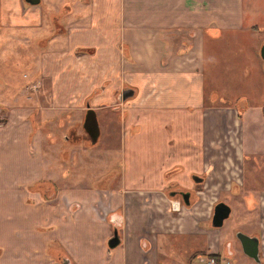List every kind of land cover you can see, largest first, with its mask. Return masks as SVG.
I'll return each mask as SVG.
<instances>
[{
	"label": "crops",
	"instance_id": "obj_1",
	"mask_svg": "<svg viewBox=\"0 0 264 264\" xmlns=\"http://www.w3.org/2000/svg\"><path fill=\"white\" fill-rule=\"evenodd\" d=\"M242 6V0H40L38 4L0 0L1 23H20L22 17L23 25L35 26L51 19L59 34L70 35L60 39L55 59L63 62V72L68 56L72 68L60 75V81L64 83L65 74L72 76L78 90L86 89L81 98L104 83L105 89L95 96L105 95L112 103H117L115 91L121 95L129 86L134 92L126 101L129 96H120L124 102L112 109L118 112L123 165L107 184L87 182L106 175L103 169L84 174L55 168L44 172L47 165L60 161L58 153L52 157L44 148L51 133L38 132L33 156L32 145L27 144L29 123L22 128L18 122L9 124L8 135L13 132V137L0 133V148L13 149L5 152L13 158L0 159V206L6 207L5 212L0 210V226L8 225L0 229V264H158L162 235L203 231L198 223L206 216L202 204L207 190L217 195L239 176L238 164L229 173L217 163H229L225 150L232 151L231 146L240 155L245 133L234 104L205 101L202 38L204 34L215 38L219 30L230 31L232 39L244 33L254 38L252 47L258 49L260 31ZM61 11L66 13L62 25ZM86 35L89 41L84 40ZM258 66L263 73L262 63ZM238 98L247 108V97ZM93 107L97 114L102 106L96 102ZM255 112L260 113V106ZM54 144L58 151L59 143ZM77 148H68V153L80 161L81 150L86 149L76 153ZM88 152L96 159L98 153ZM16 153L25 160L21 171L13 167ZM111 160L99 156L97 162L106 168ZM172 167L179 170L165 176ZM192 173H205V182L194 185ZM40 178L55 183L53 198L27 189ZM176 185L196 188L191 207L171 210L167 191ZM114 227L120 242L108 247Z\"/></svg>",
	"mask_w": 264,
	"mask_h": 264
},
{
	"label": "rangeland",
	"instance_id": "obj_2",
	"mask_svg": "<svg viewBox=\"0 0 264 264\" xmlns=\"http://www.w3.org/2000/svg\"><path fill=\"white\" fill-rule=\"evenodd\" d=\"M242 3V10L244 13H248L249 22H253L256 25L257 29L260 31V38L263 39L264 0H242ZM43 8L46 9L47 6H43ZM85 8L86 5L84 4L80 11L83 13ZM43 14L46 15V13ZM64 14L66 13L60 12L59 22L61 25L63 24ZM27 15L28 14L25 16ZM71 15H76V13L72 11ZM18 19L19 21L21 20L20 23L12 25L0 22V133L4 131L3 133L6 137H13V132L11 135L10 133L8 135V132H10L8 130L9 124H17L18 122L19 128H22L24 124L29 123L27 144L28 147L30 144L32 145V156L37 151V141L38 138H40L38 132L41 130L43 136L45 133H51L53 135V138L52 135L48 137V141H52V143L45 141L44 145L46 143L47 145H45L44 148H46V151L51 154L52 157H56V153H58L57 156L60 161L54 164L56 167L47 165L43 168L44 172L46 170V172H49L55 168L67 172L80 171L84 174L86 172L90 173L103 169L104 171H108L107 174L99 178H89L87 180L88 184L96 185L100 184V182H104L105 184L111 182L118 176L123 165V157L118 145L119 125L116 120L118 112L112 110L113 107L120 106L119 102L123 101L120 99L119 90L113 93L116 98L115 102L117 103H112V101L105 99L106 96L104 94L102 97L95 96L101 92V89H105V83L102 84V87L92 90L81 98L82 93L86 89L83 91L78 90L77 87L79 85H74L75 83L72 80V76L65 74L64 83L60 81V75H62L63 72L70 73L69 69L72 68L70 67L72 65L66 62L68 56L66 55L64 60L65 65L67 64L68 66H66L63 72H61V69L64 68V66L60 65L61 59H55V55L59 53L60 39L67 40L70 35L62 32L59 34V29L52 23L51 19H48V21L52 23V26H50L49 22L47 23L44 21L42 24L35 26L23 25L22 17H18ZM56 29L57 31H55ZM88 31L93 34L95 33L90 29H88ZM230 34V31L219 30L214 32L215 38H211L205 34L202 38L201 64L203 69L202 75L205 101L209 103L216 102L218 104L235 105L236 101L239 100L238 97H247L248 107L240 112L241 119L244 121L243 131L245 133V138L243 139V144H254L253 137L256 139L259 138L258 141L264 142V116L255 112L256 108L264 104V71L261 73V67L258 66V64L262 63V60L257 54V49H253L252 47L254 43L253 37H246L244 33H240L238 39H232ZM78 36L82 37L83 35L78 34ZM90 39L91 37L86 35L84 40L89 41ZM63 51L64 50H62V53H64ZM81 67H84V65H81ZM247 76H249V78ZM245 77L248 79H245ZM75 92L78 94L73 95ZM63 93L68 96L63 95ZM130 98L132 97L129 96L128 99L124 101ZM239 101L240 106H242L241 99ZM86 102L92 107L96 102L98 106H102L101 109L97 111L100 133L95 143H90V139L82 127ZM45 107H60V111L46 109ZM32 127H35L34 133L37 131V135L33 133L29 136ZM63 134L65 135V139L63 140H66V142H63L64 146L62 147L61 138H63ZM15 139L21 141V139H18V136ZM16 143L20 144V142ZM54 143H59L60 146H58L60 147V151L54 150ZM18 145H15L17 150L20 148ZM110 146L113 148V151L109 150ZM12 147H14V145ZM72 147H82L86 149L81 150L82 158L80 157V161L72 155L71 151L68 153V148ZM79 148L76 149V153ZM231 148L232 151L228 148L225 150L229 163H217L221 166V169H225L229 171V173L233 165L234 168H236L239 162V154L237 155L236 147L231 146ZM7 150L10 153L13 149H7L4 146L0 148V159L3 162H7L8 156H12L11 158H13V155H7L5 153ZM63 150H65L64 153H66V155L62 152ZM88 151L98 153V155H95V157L97 156L96 159L87 155L90 153ZM52 153H54V155ZM49 154L46 155L49 156ZM99 156H107L109 159L112 158L111 162L106 164V168L98 164L97 161H99ZM218 156L222 157L221 153H219ZM71 157L74 160H71ZM260 159L264 160V155L260 156L259 160ZM46 160H48V157ZM254 160L257 159L254 158ZM24 161L25 160L16 153L14 155L13 166L15 170L21 171L24 169ZM89 161H91V163H89ZM220 166L218 168H220ZM255 169L257 172L259 170L261 175L257 173L255 177L253 171L248 172L249 168L245 166V184L243 187L240 186L239 189H243V192L246 191V194L252 184H255V192L264 187L262 184V182H264V165L258 164ZM243 192L236 197H233L230 193L224 194L226 201L232 207L229 217L223 224L229 232H231V229L234 227H240V229L246 230L253 226V219L250 224H244L248 218L252 217L253 211L248 205L243 208V205L239 206L237 204L238 198H243L245 201L247 200L249 205L255 206L254 201L253 204L250 203L253 196L249 193L248 197ZM215 195L216 194L212 193L211 189L207 190L206 196H208V198L206 202L202 204V208L206 209L209 201L214 198ZM195 198L196 194L192 196L191 201H194ZM176 199H178L183 206V202L180 198L176 197ZM262 203L264 209V202ZM0 207L1 211H6V207ZM205 209H203V212L205 211L206 213L207 210ZM6 227H8V225L3 223L0 229ZM212 231H209V235H212ZM161 238L158 245V264H178L181 260H185L196 248H204V238L201 237V235H163ZM262 239V254L260 261L261 264H264V234ZM191 264L201 263L197 259H191ZM239 264H245V262H239ZM246 264L251 263L247 262Z\"/></svg>",
	"mask_w": 264,
	"mask_h": 264
},
{
	"label": "flooded vegetation",
	"instance_id": "obj_3",
	"mask_svg": "<svg viewBox=\"0 0 264 264\" xmlns=\"http://www.w3.org/2000/svg\"><path fill=\"white\" fill-rule=\"evenodd\" d=\"M264 38L262 39L261 43L259 44V47L257 49V54L260 57L259 49L261 44L263 43ZM262 60V65L264 69V61ZM127 86L123 88L124 94L128 95L132 88ZM123 94L121 93L120 96ZM214 98V97H213ZM242 106H240V101L237 100L235 103V107L237 110V116L241 117L240 112L241 110H245L244 107L245 102L242 101ZM264 104L260 106V115L264 116ZM97 115V114H96ZM98 120V118H97ZM99 124V122H98ZM100 129V128H99ZM254 139V144H242L240 155H239V162H238V178L237 180L230 181V186L226 190H220L217 195L214 196L213 200L211 201V204L209 205L206 216L203 220L198 223V226L200 229H202V232H193V233H187L189 235H201V237L204 238V248H196L192 253L189 254L188 257L185 258V260H181L178 262V264H191V259H197L201 264H239V262L245 264L247 262L251 264H261L260 257L262 254V236L264 234V209H263V203L264 202V187H262L260 190L255 192L254 186L255 184H252L250 186V189L243 192V189H239L240 186H244L245 184V175H244V169L245 166H248L249 171H253L254 176H257V173H260L256 171V167L258 164L264 165V160H259L260 156L264 155V142L258 141L259 138H252ZM98 140V139H97ZM243 143V142H242ZM253 144V145H252ZM253 158V160H252ZM256 158L257 160H254ZM258 163V164H257ZM255 169V170H254ZM179 170V169H178ZM177 171V170H176ZM192 175H198L202 178L201 181H194L192 178ZM192 181L194 182V185H202L205 182V173L198 174V173H192L191 174ZM257 181V180H256ZM264 185V182H262ZM168 196H170L172 199L178 202V207L176 209H172V211H178L180 207L182 206L181 203L178 201V199L174 197H179L180 200L183 202V206L189 208L192 206L194 201H191L192 196L196 192L195 187L190 188H184L180 185L173 186L168 189ZM186 192H189L187 195ZM241 192H243L246 196L252 195L253 198H251L250 203L254 205H249L247 203V200L245 201L243 198H238L237 204L239 206L243 205V208L248 205L249 208L253 211V215L251 218H248L244 224H250L251 220L253 219V226L250 228L240 229V227H234L231 229V232L227 230L225 226H223L224 221L229 217L232 207L231 205L226 201L224 194L230 193L233 195V197L238 196ZM221 195V196H220ZM188 197V203H184V199ZM249 197V196H248ZM247 197V198H248ZM218 202H223L228 205L229 211L227 215L222 219L221 224L214 225L213 221H217V218L213 219V212H214V206ZM236 206V205H235ZM212 231V235H209V231ZM163 237V235H162ZM199 238V237H198ZM255 250V252H254ZM249 253H255V254H249ZM175 264V263H174Z\"/></svg>",
	"mask_w": 264,
	"mask_h": 264
},
{
	"label": "water",
	"instance_id": "obj_4",
	"mask_svg": "<svg viewBox=\"0 0 264 264\" xmlns=\"http://www.w3.org/2000/svg\"><path fill=\"white\" fill-rule=\"evenodd\" d=\"M24 1L29 3V4H38L40 0H24ZM259 54H260V57L264 61V41L260 46ZM132 93H133V89L128 95L124 94V92L122 91V94H123L122 97L126 98V97L132 95ZM82 127L85 130V132L87 133V135L90 139V142L95 143L99 137L100 129H99L96 111H95L94 107L89 105L88 102H86V109H85V113H84V117H83V121H82ZM192 178L194 179V181H201L202 180V178L198 175H192ZM186 194L188 195L189 192H186ZM183 199H184L183 200L184 203H188V197L183 198ZM228 211H229V207L227 204H225L223 202H218L217 204H215L212 217H213V219L217 218V221H215V222L213 221V224L216 226L221 224L222 219L227 215ZM119 242H120V238L118 235V231H117V228L114 227L112 230V234L110 235V237L107 240V245H108V247H115L116 245H118ZM254 252H255V250H254ZM249 254H255V253H249Z\"/></svg>",
	"mask_w": 264,
	"mask_h": 264
},
{
	"label": "trees",
	"instance_id": "obj_5",
	"mask_svg": "<svg viewBox=\"0 0 264 264\" xmlns=\"http://www.w3.org/2000/svg\"><path fill=\"white\" fill-rule=\"evenodd\" d=\"M85 50V49H80ZM264 109V107H263ZM35 127H32L29 136H31L34 133ZM91 143V142H90ZM178 170V167H172L170 170H166L164 172V175H171ZM55 183L50 179L40 178L38 180L33 181L32 183L27 185V189L30 191H39L44 199H51L55 196Z\"/></svg>",
	"mask_w": 264,
	"mask_h": 264
},
{
	"label": "built area",
	"instance_id": "obj_6",
	"mask_svg": "<svg viewBox=\"0 0 264 264\" xmlns=\"http://www.w3.org/2000/svg\"><path fill=\"white\" fill-rule=\"evenodd\" d=\"M170 207H171L172 209H176V208L178 207V202L175 201V200H171V201H170Z\"/></svg>",
	"mask_w": 264,
	"mask_h": 264
}]
</instances>
